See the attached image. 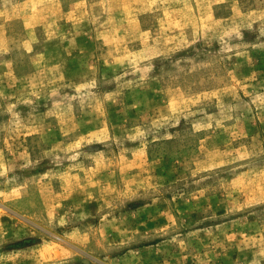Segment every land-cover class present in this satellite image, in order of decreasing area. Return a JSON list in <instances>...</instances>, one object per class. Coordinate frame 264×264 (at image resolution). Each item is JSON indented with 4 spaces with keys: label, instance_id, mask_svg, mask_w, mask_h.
Listing matches in <instances>:
<instances>
[{
    "label": "rangeland",
    "instance_id": "374dc122",
    "mask_svg": "<svg viewBox=\"0 0 264 264\" xmlns=\"http://www.w3.org/2000/svg\"><path fill=\"white\" fill-rule=\"evenodd\" d=\"M0 264H264V0H0Z\"/></svg>",
    "mask_w": 264,
    "mask_h": 264
}]
</instances>
